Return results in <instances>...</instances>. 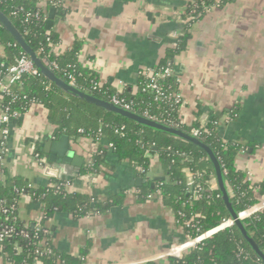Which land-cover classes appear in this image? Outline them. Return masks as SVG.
Masks as SVG:
<instances>
[{
    "label": "crops",
    "instance_id": "crops-1",
    "mask_svg": "<svg viewBox=\"0 0 264 264\" xmlns=\"http://www.w3.org/2000/svg\"><path fill=\"white\" fill-rule=\"evenodd\" d=\"M188 1L72 0L63 14L57 10L54 14L50 32L59 39L55 53L62 56L80 44L78 58L84 70L119 94H135L140 76L158 68L167 51L188 32L189 46L173 68L184 102L182 118L189 126L230 118L229 124L220 126L221 137L245 145L237 167L251 184H264V0H234L192 25L186 14ZM5 57L0 46V66ZM2 114L0 108V142ZM65 136L69 143L63 141ZM102 145L108 147L104 140ZM36 146L42 152V166ZM98 148L91 139L61 134L46 108L35 105L10 123L0 179L19 178L34 189L49 187L53 181L71 182L70 192L103 203L126 193L124 204L108 212L82 219L58 213L48 222L58 251L73 257L88 251L84 264H158L166 263L170 254L182 255L178 247L185 237L172 209L157 197L138 203L136 192L145 181L136 166L121 162L108 147L100 172L83 174ZM151 164V178L162 179L157 156L151 157ZM186 175L193 186L192 174ZM212 186L216 189L217 182ZM256 191V206L264 211V195ZM19 206L24 223L39 224L42 204L23 196ZM0 264L6 263L0 259Z\"/></svg>",
    "mask_w": 264,
    "mask_h": 264
},
{
    "label": "trees",
    "instance_id": "trees-1",
    "mask_svg": "<svg viewBox=\"0 0 264 264\" xmlns=\"http://www.w3.org/2000/svg\"><path fill=\"white\" fill-rule=\"evenodd\" d=\"M72 0H0V12L7 17L14 28L22 35L32 51L44 64V61L55 63L59 70L52 68V72L61 80L70 83V76L76 78V86L81 91L96 98L111 102L117 96L126 99L134 105V112L143 115L150 114L161 118L165 122H176L178 130L191 134L202 123L187 125L182 118L183 103L174 101H156L155 92L150 89L151 80L141 75L137 92L126 91L117 93L111 86L103 85L94 90L100 79L91 71L84 70L79 62L80 44L62 55L55 53L58 37L46 29V22L53 9L64 13L67 4ZM129 4L137 0H122ZM46 2L45 7L42 3ZM220 2L221 8L226 7L234 0H189L186 14L198 6L197 19L190 21L192 25L202 20L209 9ZM39 15V18L36 16ZM191 41V35L185 32L177 40L176 45L169 49L156 72L168 67L174 68L177 57L185 52ZM0 46L4 48L6 57L3 64L14 65L22 56H28L24 49L14 39L11 33L0 22ZM2 64V65H3ZM51 69V68H49ZM5 70L0 66V74ZM168 93L179 95L180 83L173 75L170 78L160 79L159 82ZM11 95L0 97V108L9 114L17 113L20 118L26 115L33 106L41 105L48 111V118L56 123L61 134L72 137L91 139L99 145L98 150L91 155L90 162L84 168L83 174L99 173L109 151L102 145V140L112 145L113 153L121 162L128 161L136 166L145 183L139 188L137 201L146 203L150 196L160 198L163 203L172 209L178 225L184 226V232L192 237L214 230L222 223L231 219V214L219 189H213V182H217L213 165L208 155L191 143L181 139L147 129L128 119L117 116L95 105L73 97L51 83L41 75H26L21 83L10 84ZM236 113L231 114L232 118ZM18 119H13L12 122ZM220 121L216 117L213 121L204 123L203 141L217 157L223 171V177L230 202L236 213L254 207L258 203L256 190L264 195V184L253 185L247 175L237 167V158L245 150V145L239 142L226 141L221 137ZM35 156L42 157L38 146L34 147ZM158 157L163 170V178L156 180L149 178L151 171V157ZM194 178L193 186L188 183L186 172ZM62 181H53L45 188L34 189L19 178L0 179V201L7 207L17 208L18 221L10 216L0 214L1 226H14L16 232L22 230L26 223L20 218L19 205L22 197L27 196L42 204L43 217L39 224L47 228L49 236L40 234L39 239H24L16 234L0 242V259L6 264H84L88 251L78 257L63 254L56 249L54 233L48 226L56 214L65 213L76 219L110 211L113 207L122 206L127 195L125 192L112 197L106 203L99 199L80 193H68L65 190L57 191L56 186ZM194 191V193H192ZM189 223V224H187ZM248 235L256 242L264 253V211L257 213L251 220L243 222ZM28 231L33 236V228L29 225ZM44 247L51 249L49 256H41L37 252ZM164 264H264L248 245L242 232L234 225L213 235L198 245L196 249L187 252L183 257H170Z\"/></svg>",
    "mask_w": 264,
    "mask_h": 264
},
{
    "label": "built area",
    "instance_id": "built-area-1",
    "mask_svg": "<svg viewBox=\"0 0 264 264\" xmlns=\"http://www.w3.org/2000/svg\"><path fill=\"white\" fill-rule=\"evenodd\" d=\"M57 2H62L63 0H56ZM220 2H217L216 5H214L213 7L206 9L205 13L208 14L210 13L212 10H214L215 8H221V4H219ZM197 9L198 6H195V9H193L192 11L189 12V21H194L197 19L196 17V13H197ZM36 18H39V15L36 16ZM44 65L48 68H51L50 70L52 71V68L55 70H59V66L55 63H50L48 61H44ZM2 68L5 70V72L3 74H0V97L2 96H10L11 95V90H10V84H18L21 83L23 80V77H25L26 75H38L39 71L37 70V68L35 67V64L33 63V61L26 57V56H22L20 59L17 60V62L12 65V66H6V65H2ZM145 76H147L148 79L151 80V85L149 86L150 89H152L155 94H156V101H174L176 104H180L183 103V99L181 97V95H174V94H170L168 93L163 87L160 86V84L158 83L160 79L163 78H170L174 75V69L172 67H168L162 71L156 72L154 71H150L146 74H143ZM70 79V85H73L75 87L76 86V78L72 75L69 77ZM103 87L102 83L96 84L94 86V90H98L100 88ZM111 104L122 108L126 111L129 112H134V105L127 101L126 99H122L119 98L117 96L113 97L111 102ZM2 118H1V124H2V137H1V142H0V164L4 163L5 160V156L7 154V150H8V142L10 139V123L12 122L13 119H18L20 118V115H18L17 113L10 115L9 114V109H7L6 111L2 112ZM137 114V113H136ZM143 117L150 119L152 121L155 122H160L162 124H165L169 127L178 129L179 125L176 122L173 121H169V122H165L164 120H161V118L154 116L152 114H150V112L146 111L144 112V114L142 115ZM230 118H226L223 121H218L215 123V125L217 126H221L222 122H224V124H229L230 123ZM204 134V123L202 124V126L200 128H195L191 131V136L201 140V137ZM108 147L110 149H113L112 145H108ZM37 160L39 161V163L41 164V166L44 164L43 159L40 158V156H36ZM142 172V171H141ZM72 183L71 182H63L59 185L56 186V190L57 191H61V190H65L68 193H72L70 192V190L72 189ZM139 194V191L136 192V195ZM153 198V196H150L149 199L151 200ZM17 212V208L15 206H11V207H7L5 205V203L3 201H0V214H2L3 216H6V221L9 219L10 216H13V221H18L19 217L15 215V213ZM261 212V207L260 206H254L250 209L244 210L240 213H238V220H240L242 223L248 220H251L257 213ZM189 224V223H187ZM236 225V221L231 218V219H227L225 220L221 226H219L218 228L202 233L200 235H198L197 237H192L188 234H186L184 232V226H180L181 229L183 230L184 233V237H185V242H183L179 247H178V254H182V255H178L177 257H183L184 256V251L186 250H193L196 249L198 247V245H200L201 243H203L205 240L210 239L213 235L217 234L220 231H223L227 228H230L232 226ZM29 225H25V227L20 230L19 232H16V228L14 226H1L0 228V242H3L6 238H8L11 235H18L21 236L24 239L30 240V239H39L40 238V234H43L44 236H49L50 232L47 228H43L40 224H36V226L32 227L33 228V236L30 234V232L28 231ZM39 255L41 256H49L51 255L52 251L51 249H49L48 247H44L42 250H40V252H37ZM170 257H175L172 254H170ZM158 264H164V263H158Z\"/></svg>",
    "mask_w": 264,
    "mask_h": 264
},
{
    "label": "water",
    "instance_id": "water-1",
    "mask_svg": "<svg viewBox=\"0 0 264 264\" xmlns=\"http://www.w3.org/2000/svg\"><path fill=\"white\" fill-rule=\"evenodd\" d=\"M56 13V10H52V13L49 15V19L46 22V29L48 31L52 30L54 26V14ZM0 22L2 25L11 33V35L14 37V39L19 43V45L24 49V51L28 54L30 59L33 61L35 64V67L39 71L41 75L46 77L51 83H53L56 87L61 89L63 92L72 95L73 97H76L78 99H81L89 104L95 105L101 109H104L110 113H113L117 116L123 117L125 119H128L130 121H133L134 123H137L140 126H143L147 129H151L153 131L163 133L178 139H181L183 141H186L188 143L193 144L194 146L198 147L202 151H204L207 155L208 158L213 165L216 179H217V184L219 186V189L223 195V199L226 203V206L231 214V217L236 221L237 227L240 229L242 232V235L244 236L245 240L247 241L248 245L250 248L253 250V252L259 257V259L262 260L264 263V253L260 250L256 242L248 235L244 224L238 220V215L236 211L234 210L232 203L230 202L229 199V194L227 192L225 182H224V177H223V171L222 167L213 153V151L208 147L203 141L191 136L190 134L183 132L181 130L169 127L165 124H162L160 122H155L150 119H147L143 117L142 115L126 111L122 108H119L110 102H106L103 100H100L96 98L93 95H90L88 93H85L78 89L77 87L70 85L69 83L61 80L52 72L48 67H46L42 61L38 58V56L32 51V49L29 47L25 39L22 37V35L14 28L12 23L7 19L6 16H4L0 12ZM63 141L69 143V138L67 136L64 137ZM148 177H153V173H148ZM139 186H142V180H139ZM194 193V191H192ZM34 227V225L32 226ZM180 258V257H176Z\"/></svg>",
    "mask_w": 264,
    "mask_h": 264
}]
</instances>
